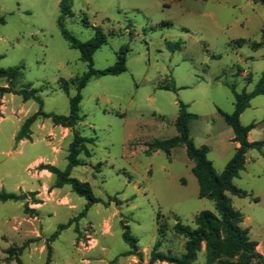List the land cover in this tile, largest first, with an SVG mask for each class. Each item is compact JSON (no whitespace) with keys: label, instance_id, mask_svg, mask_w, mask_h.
<instances>
[{"label":"rangeland","instance_id":"rangeland-1","mask_svg":"<svg viewBox=\"0 0 264 264\" xmlns=\"http://www.w3.org/2000/svg\"><path fill=\"white\" fill-rule=\"evenodd\" d=\"M60 2L0 0V69L20 67L14 90H37L42 111L67 116L76 94L72 82L88 68L61 34ZM71 8L64 24L77 39L93 38L94 26L108 37L94 54L95 69L113 66L128 46L126 71L89 81L82 91L83 120L73 129L40 118L31 139L20 142L17 133L40 106L14 93L0 96V192L36 193L0 202V264H170L152 261V254L156 245L155 252L166 256L185 253L186 239L173 230L177 219L195 228L200 212L216 210L213 201L200 198L184 147L167 156L148 152L146 144L177 135L183 102L198 116L190 122L191 138L209 147V160L222 173L238 143L218 109L233 113L229 86L251 93L264 74V7L250 0H72ZM166 41H180L182 49L170 52ZM173 83L176 91L159 88ZM0 87H8L5 79ZM241 123L256 125L250 141L264 140V95L251 100ZM75 131L95 139L71 171L102 201L88 209L70 186L53 188L55 176L40 169L67 168ZM234 185L247 195L229 197L264 256V149L247 152ZM61 225L66 227L51 241ZM126 228L138 240L136 251L123 238ZM13 248L22 250L8 259ZM196 264H207L204 245Z\"/></svg>","mask_w":264,"mask_h":264},{"label":"trees","instance_id":"trees-1","mask_svg":"<svg viewBox=\"0 0 264 264\" xmlns=\"http://www.w3.org/2000/svg\"><path fill=\"white\" fill-rule=\"evenodd\" d=\"M264 7V0H250ZM72 0H61V15L58 25L63 38L69 43L71 48L80 53V59L87 64V71L80 77L73 80L72 85H76V94L69 98V114L57 115L54 113H45L42 111L43 101L37 95V90L21 89L14 90L12 83L22 76L21 68L0 69V79H5L8 87H0V96L7 93H14L23 98L24 101L34 100L40 108L39 110L26 119L15 139L20 142L31 139V127L40 118L51 119L54 125L73 129L80 121L83 120L81 115L82 91L93 78L104 76H118L126 71L128 46L123 47L117 55L116 63L104 70H97L94 67V54L102 46L108 43V37L100 26H94V37L88 41H80L71 32L65 28L64 20L73 16ZM83 23L88 25L84 18ZM4 24V19L0 17V25ZM243 43V40L240 41ZM166 46L170 52H176L182 49V42L166 41ZM3 56L0 55V60ZM229 86V85H228ZM69 83L64 81L63 91L69 92ZM234 98L235 108L233 113L228 114L218 109L219 114L225 123L232 129L234 142L239 144L232 159L227 163L222 173H217L213 163L209 160V147H198L190 136V122L197 119L196 114L188 111V106L183 102H178L179 113L175 121L177 135L167 140H154L147 143L148 152H163L170 156L173 149L183 146L186 149L188 157L194 162L192 173L197 179L199 185L200 198H207L214 202L216 212L202 211L195 218L196 227L183 225L178 219L173 230L176 234L186 239L185 253L181 257L166 256L156 253L155 249L152 254V261L168 262L170 264H196L198 253L203 245L205 246V256L207 264H264V256L257 251L258 244L249 237V230L242 227L243 216L236 210L232 204L230 195L245 197L247 194L242 189L234 185V179L238 178L240 173L245 169L247 162V152L257 150L262 152L264 149V140L250 141L249 133L255 128L252 123L249 126H243L241 115L250 106V102L258 95H264V74L262 75L257 87L251 93L245 91L239 93L235 86H229ZM160 89L176 91L174 83L172 86H160ZM95 139L81 136L77 131L74 132L73 141L69 147L67 157L68 165L65 170H61L53 165H40L41 170H47L55 176L53 188L60 189L64 186H70L71 189L87 201L86 209L94 204L102 202L96 198L90 185L82 182L77 178L71 177L73 168L79 165L78 155L81 150L86 149L87 144L94 143ZM35 192L30 193H8L0 192V202L22 201L28 197H35ZM66 226L61 225L52 237L51 241L56 238L60 230ZM125 242L129 244L132 251L137 250L138 240L131 235L129 228L123 235ZM20 249H10L7 251L8 259L20 252ZM50 250V247H49ZM11 257V258H10Z\"/></svg>","mask_w":264,"mask_h":264},{"label":"crops","instance_id":"crops-1","mask_svg":"<svg viewBox=\"0 0 264 264\" xmlns=\"http://www.w3.org/2000/svg\"><path fill=\"white\" fill-rule=\"evenodd\" d=\"M249 140H250V138H249ZM197 146H198V145H197ZM236 146H237V147H239V145H238V144H237ZM181 147H183V146H181Z\"/></svg>","mask_w":264,"mask_h":264}]
</instances>
